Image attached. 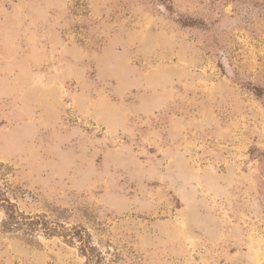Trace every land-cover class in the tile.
Here are the masks:
<instances>
[{
    "label": "rangeland",
    "instance_id": "374dc122",
    "mask_svg": "<svg viewBox=\"0 0 264 264\" xmlns=\"http://www.w3.org/2000/svg\"><path fill=\"white\" fill-rule=\"evenodd\" d=\"M0 264H264V0H0Z\"/></svg>",
    "mask_w": 264,
    "mask_h": 264
},
{
    "label": "trees",
    "instance_id": "16d2710c",
    "mask_svg": "<svg viewBox=\"0 0 264 264\" xmlns=\"http://www.w3.org/2000/svg\"><path fill=\"white\" fill-rule=\"evenodd\" d=\"M7 215H8V220H7V223H5V224L8 227L10 226V228L12 229V226L16 225L20 221V218H19L18 213L15 211L13 206H9L8 207ZM29 225L31 226V228H33L35 223L34 222H32V223L30 222Z\"/></svg>",
    "mask_w": 264,
    "mask_h": 264
}]
</instances>
